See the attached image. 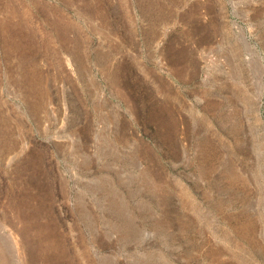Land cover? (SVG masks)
<instances>
[{"label": "rangeland", "instance_id": "obj_1", "mask_svg": "<svg viewBox=\"0 0 264 264\" xmlns=\"http://www.w3.org/2000/svg\"><path fill=\"white\" fill-rule=\"evenodd\" d=\"M0 264H264V0H0Z\"/></svg>", "mask_w": 264, "mask_h": 264}]
</instances>
